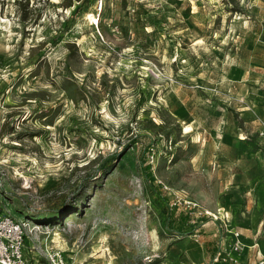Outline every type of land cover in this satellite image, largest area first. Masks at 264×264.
Masks as SVG:
<instances>
[{
  "label": "rangeland",
  "instance_id": "obj_1",
  "mask_svg": "<svg viewBox=\"0 0 264 264\" xmlns=\"http://www.w3.org/2000/svg\"><path fill=\"white\" fill-rule=\"evenodd\" d=\"M99 1L0 0L27 264H260L264 0Z\"/></svg>",
  "mask_w": 264,
  "mask_h": 264
},
{
  "label": "built area",
  "instance_id": "obj_2",
  "mask_svg": "<svg viewBox=\"0 0 264 264\" xmlns=\"http://www.w3.org/2000/svg\"><path fill=\"white\" fill-rule=\"evenodd\" d=\"M101 0L99 8H101ZM236 236L238 234L236 233ZM27 232L25 225L9 216H0V264H27L25 255V245L27 242ZM243 244L237 238L233 246L234 252H239ZM230 254L218 253L213 258L216 262H226ZM260 264H264V256Z\"/></svg>",
  "mask_w": 264,
  "mask_h": 264
},
{
  "label": "trees",
  "instance_id": "obj_3",
  "mask_svg": "<svg viewBox=\"0 0 264 264\" xmlns=\"http://www.w3.org/2000/svg\"><path fill=\"white\" fill-rule=\"evenodd\" d=\"M218 263H220V262H218Z\"/></svg>",
  "mask_w": 264,
  "mask_h": 264
}]
</instances>
